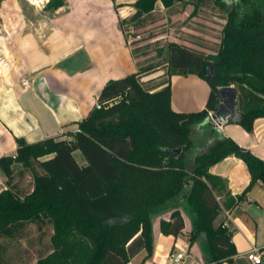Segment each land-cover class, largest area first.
Masks as SVG:
<instances>
[{
	"label": "trees",
	"instance_id": "obj_1",
	"mask_svg": "<svg viewBox=\"0 0 264 264\" xmlns=\"http://www.w3.org/2000/svg\"><path fill=\"white\" fill-rule=\"evenodd\" d=\"M156 1L135 0L133 6L144 14ZM213 1L227 12L215 53L167 44L168 76L194 74L205 80L210 88L205 106L173 110L169 78L144 87L141 73L151 68L140 66L108 80L97 98L100 107L94 105L75 122L74 131L33 142L17 137L15 154L0 157L5 184L0 238L16 237L28 224L38 231L51 225V251L36 264H125L141 250L144 258L152 255V218L171 210L169 220H160V232L178 236L184 228L182 207L191 219L189 243H198L204 264L232 261L231 232L222 220L216 223L217 196H224L225 207L227 200L236 201L226 181L209 168L230 155L240 158L250 173L241 198L256 182L264 185V159L219 128L204 151L191 159L188 153L193 130L209 125L221 86L233 85L237 92V111L226 122L250 131L254 120L264 117V0ZM64 4L49 0L45 7ZM3 249L0 243V264H7Z\"/></svg>",
	"mask_w": 264,
	"mask_h": 264
},
{
	"label": "crops",
	"instance_id": "obj_2",
	"mask_svg": "<svg viewBox=\"0 0 264 264\" xmlns=\"http://www.w3.org/2000/svg\"><path fill=\"white\" fill-rule=\"evenodd\" d=\"M48 1L0 0V157L15 154L17 137L33 142L34 137L40 140L74 131L75 122L94 107L108 80L140 67L122 26L129 14L127 4L135 0H65L56 9L46 8ZM169 82L173 110L197 111L205 106L210 90L205 80L187 74L172 75ZM68 123L74 129L64 131ZM218 128L264 159V117L256 118L250 131L235 122ZM214 131L209 124L196 132L198 145L193 142L189 159L195 155L193 150L209 143ZM209 171L226 181L236 201L231 205L227 200L225 207L224 196H217L221 210L216 222L219 218L224 222L236 249L232 261L224 264H252L245 256L251 247L264 254V185L258 181L238 198L249 184L250 173L236 156L223 158ZM4 188L0 171V191ZM181 214V234H162L153 224L152 255L144 258L141 250L125 264H204L198 243L186 239L191 219ZM179 252L182 257L174 260L172 254Z\"/></svg>",
	"mask_w": 264,
	"mask_h": 264
},
{
	"label": "rangeland",
	"instance_id": "obj_3",
	"mask_svg": "<svg viewBox=\"0 0 264 264\" xmlns=\"http://www.w3.org/2000/svg\"><path fill=\"white\" fill-rule=\"evenodd\" d=\"M127 5L129 7L126 8V11L129 14L122 23L126 38L130 41L139 65L142 68L147 66L151 68L141 73L140 80L144 87L155 88L159 83L169 78L167 74L168 43L174 41L206 54H213L220 47L227 12L217 6L213 0H181L173 1L170 5H164L160 0H157L151 11L142 14L134 22L130 18L136 9L133 4L128 3ZM73 129L74 124L72 123L64 125V131ZM195 134L193 130L192 141L197 146ZM39 138L34 137L32 141ZM206 147L207 145L203 149L201 147L200 150L204 151ZM200 150H193V152L196 155L202 152ZM74 154L76 159L81 162L82 155L78 151ZM23 183L25 185L29 183V176L24 178ZM178 209L189 219L182 207ZM170 214L171 210L162 213L159 217L152 218V225L156 224L160 227V220H169ZM219 221L220 218L216 223ZM189 232L190 230L186 234L187 240ZM51 234V225H46L42 231H38L34 224H28L16 237L0 238V243L4 247L3 258L7 264H36L38 257L51 251Z\"/></svg>",
	"mask_w": 264,
	"mask_h": 264
},
{
	"label": "water",
	"instance_id": "obj_4",
	"mask_svg": "<svg viewBox=\"0 0 264 264\" xmlns=\"http://www.w3.org/2000/svg\"><path fill=\"white\" fill-rule=\"evenodd\" d=\"M143 12L136 10L131 16L130 20L134 22L141 17ZM213 67H209L208 73H212ZM219 102L217 107L210 112L209 124L213 128H218L227 120L231 119L237 111V92L233 85L221 86L218 88ZM174 153H179L180 149H174Z\"/></svg>",
	"mask_w": 264,
	"mask_h": 264
},
{
	"label": "built area",
	"instance_id": "obj_5",
	"mask_svg": "<svg viewBox=\"0 0 264 264\" xmlns=\"http://www.w3.org/2000/svg\"><path fill=\"white\" fill-rule=\"evenodd\" d=\"M23 83H26V81H23ZM95 105H96V107H100L99 103H96ZM182 255H183V253L179 252L176 254H172V257L174 258V260H179L182 257ZM245 256H246L247 260L252 264L264 263V254H262V251L256 246L251 247V249H249L245 253Z\"/></svg>",
	"mask_w": 264,
	"mask_h": 264
}]
</instances>
